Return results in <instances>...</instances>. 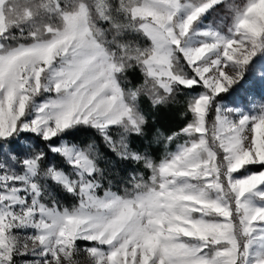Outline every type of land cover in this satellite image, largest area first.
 Masks as SVG:
<instances>
[{"label":"snow or ice","instance_id":"snow-or-ice-1","mask_svg":"<svg viewBox=\"0 0 264 264\" xmlns=\"http://www.w3.org/2000/svg\"><path fill=\"white\" fill-rule=\"evenodd\" d=\"M0 264H264V0H0Z\"/></svg>","mask_w":264,"mask_h":264},{"label":"trees","instance_id":"trees-1","mask_svg":"<svg viewBox=\"0 0 264 264\" xmlns=\"http://www.w3.org/2000/svg\"><path fill=\"white\" fill-rule=\"evenodd\" d=\"M174 147V146H173ZM256 170H258V169H252V171H256Z\"/></svg>","mask_w":264,"mask_h":264}]
</instances>
